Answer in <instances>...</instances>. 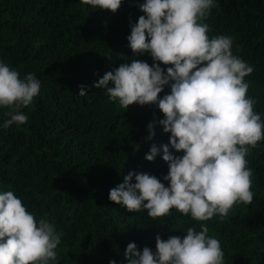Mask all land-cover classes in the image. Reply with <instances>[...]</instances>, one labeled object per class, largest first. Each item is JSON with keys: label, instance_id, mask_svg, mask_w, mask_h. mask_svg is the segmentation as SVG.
<instances>
[{"label": "trees", "instance_id": "1", "mask_svg": "<svg viewBox=\"0 0 264 264\" xmlns=\"http://www.w3.org/2000/svg\"><path fill=\"white\" fill-rule=\"evenodd\" d=\"M145 2L123 0L112 13L81 0H0V61L21 79L33 74L40 82L38 95L20 109L26 123L5 129L10 117L0 107V192L12 191L37 222L45 219L61 234L57 259L49 264H128L129 243L155 253L158 235L183 238L189 227L200 231L203 225L219 240L224 264H264V140L246 157L252 203L235 204L223 220L196 221L174 208L153 220L147 209L129 212L109 200L110 189L129 173H148L169 186L163 145L184 154L171 147L158 104L125 109L106 88L94 86L124 63H156L150 53H133L127 39L145 15ZM202 22L210 39L230 37L232 53L253 68L244 78L247 97L264 122V0H214ZM160 66L166 74L168 66ZM170 92L164 86L159 98ZM153 145L159 153L148 161Z\"/></svg>", "mask_w": 264, "mask_h": 264}, {"label": "clouds", "instance_id": "2", "mask_svg": "<svg viewBox=\"0 0 264 264\" xmlns=\"http://www.w3.org/2000/svg\"><path fill=\"white\" fill-rule=\"evenodd\" d=\"M93 9L116 13L123 0H81ZM214 0H146L145 13L132 25L127 38L136 55L150 53L156 63L133 60L107 72L94 86L106 88L111 101L125 109L134 104H158L164 114L159 123L170 133L176 156L163 145V160L169 164L165 186L148 173H129L124 182L110 189L109 200L127 211L147 209L153 220L171 214L174 208L196 221L219 215L227 218L237 203L253 201L252 171L247 155L264 140V122L254 112V99L247 97L244 78L253 72L232 53L230 37L209 38L203 23ZM167 65V73L160 64ZM112 87H109V83ZM170 85V94H159ZM40 82L33 74L20 78L18 71L0 61V107L13 124L26 123L20 109L38 95ZM81 86V96L86 95ZM150 138L154 125L149 124ZM159 149L153 145L146 155L154 161ZM135 177V183L132 182ZM189 227L186 235L156 237V251L137 249L129 243L125 252L128 264H224L218 239ZM61 234L45 219L37 222L22 200L12 191L0 192V264H49L57 259ZM110 264L116 262L110 261Z\"/></svg>", "mask_w": 264, "mask_h": 264}]
</instances>
